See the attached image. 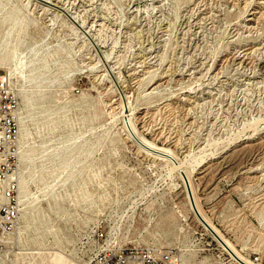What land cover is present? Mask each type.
<instances>
[{
  "label": "rangeland",
  "instance_id": "obj_1",
  "mask_svg": "<svg viewBox=\"0 0 264 264\" xmlns=\"http://www.w3.org/2000/svg\"><path fill=\"white\" fill-rule=\"evenodd\" d=\"M49 1L65 11L0 0L1 21L28 3V43L53 52L44 77L25 83L28 102L24 68L11 64L31 208L0 259L85 264L100 227L122 246L176 248L180 264H243L188 210L178 161L205 214L264 264V0ZM129 125L170 161L140 149Z\"/></svg>",
  "mask_w": 264,
  "mask_h": 264
},
{
  "label": "bare ground",
  "instance_id": "obj_2",
  "mask_svg": "<svg viewBox=\"0 0 264 264\" xmlns=\"http://www.w3.org/2000/svg\"><path fill=\"white\" fill-rule=\"evenodd\" d=\"M36 1L41 3L43 7H47V8L49 7V8H54L55 10L65 11L64 8H62L61 6L55 3L50 2L49 0H36ZM89 3L91 2H88V4ZM1 5L2 4L0 3V13L2 11L1 9L3 8V6ZM9 14H10L9 16L4 15L2 21L0 20V29L3 27L5 22L10 21L8 28L4 32L0 31V69L6 70V74L4 75L0 74V78L1 77L6 78V80H8L9 83L11 84L12 76H13L11 64L12 62L17 61L18 64L22 68H24V73L17 75V77L21 78L22 80L20 83L19 92L21 93V97L23 101L28 102L31 99V94L24 89V85L27 81L28 82H33L36 80L38 81V79L44 77V74L46 73L49 66V57L53 55V52L50 51L49 46L44 43L43 39L36 41L33 44L28 43L27 35H29L30 32L29 26L31 24V19H32L31 10L28 9V3L24 7H18V6L13 7ZM100 24L102 23L100 22ZM125 112H126L125 117L129 118L130 121V119L132 118V111L129 108H126ZM132 126H130L129 128L132 127L131 131L134 137V141L137 143L140 149H143L147 153L153 154L154 156L165 158L167 161H170V159L173 157L172 156L173 152L171 153L172 150L170 151V149L160 146L156 144L154 141L140 135L138 133L139 131H137L136 126L134 125ZM23 136H24V126L21 123L22 144L24 143ZM250 146L252 147L253 144ZM26 158H27V153L23 151V153L20 154V159L24 161ZM171 170L175 171L183 180L185 205L187 206L188 210L192 213L194 219L199 223H201L204 226V228L210 234H212L214 238L217 239V242L220 245H222L226 250L232 253V256L240 260L243 264H262V263H255L248 257L243 256L238 251V249L233 245V243L223 235V233L219 230V228L205 214L196 194V189L194 187V183L192 179V175H193L192 169L187 166H184L182 162L174 161L172 163ZM20 197L22 204L21 210H23L22 215H26V217H28L30 215L29 213L31 208V202L29 200L27 179L23 176L20 179ZM17 258H18L17 252H14L12 257H10L9 252L7 251L4 254V256L1 257L0 264H9V261H17ZM23 260L29 263V262H37L42 259L38 257L37 258L34 257V258H23Z\"/></svg>",
  "mask_w": 264,
  "mask_h": 264
},
{
  "label": "built area",
  "instance_id": "obj_3",
  "mask_svg": "<svg viewBox=\"0 0 264 264\" xmlns=\"http://www.w3.org/2000/svg\"><path fill=\"white\" fill-rule=\"evenodd\" d=\"M19 97L6 78H0V252L16 227L20 197ZM85 264H180L176 248L122 246L102 228L90 230Z\"/></svg>",
  "mask_w": 264,
  "mask_h": 264
},
{
  "label": "water",
  "instance_id": "obj_4",
  "mask_svg": "<svg viewBox=\"0 0 264 264\" xmlns=\"http://www.w3.org/2000/svg\"><path fill=\"white\" fill-rule=\"evenodd\" d=\"M53 260L58 262V263H61L64 260V257L61 254H56V256L54 257Z\"/></svg>",
  "mask_w": 264,
  "mask_h": 264
}]
</instances>
